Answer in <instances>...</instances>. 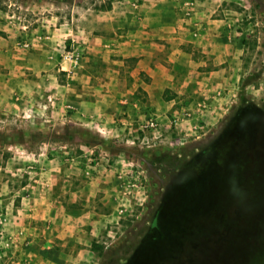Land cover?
<instances>
[{
    "label": "rangeland",
    "instance_id": "374dc122",
    "mask_svg": "<svg viewBox=\"0 0 264 264\" xmlns=\"http://www.w3.org/2000/svg\"><path fill=\"white\" fill-rule=\"evenodd\" d=\"M118 1L124 2L0 0V264H166V257L193 264V255L207 244L216 248L219 264H243L259 248L255 262L264 264V245L249 250L252 243L244 239L264 240V0H206L215 18L229 21L232 42L239 48L240 60L232 65L238 77L231 103L212 124L202 117L203 132L188 140L187 123L167 127L166 116L180 108L175 103L168 109L172 96L164 90L166 109H148L141 116L154 113L160 124L144 143L143 133L136 130L138 118L114 117L115 127H104L94 114V100L88 99L95 88L105 91L106 85L123 92L133 87L132 68L125 61L123 66L111 62L112 55L95 54L87 60L89 67L82 65V8L105 11ZM193 2L189 11L198 0ZM51 15L56 24L74 26L78 38L52 39L45 27ZM84 75L97 76V84L83 82ZM110 75L125 81L110 85ZM123 98L122 104L131 102V96ZM191 100L186 99L189 107ZM183 137L187 141L181 145ZM216 149L226 154L214 170L227 176L223 189L233 192L239 184L235 176H257L251 182L259 194L257 205L242 202L238 221L258 232H244L243 245L232 232L203 237L194 227L188 234L182 226L172 232L188 219L192 222L177 211L192 158L206 160ZM234 162L243 165L235 170ZM54 186L82 189V205L74 203L82 207V243L66 242L48 227L43 208L31 209L33 199L39 202ZM206 192L195 199L202 208L214 205ZM232 221L238 223L230 214L223 224ZM210 223L214 231L220 222Z\"/></svg>",
    "mask_w": 264,
    "mask_h": 264
},
{
    "label": "crops",
    "instance_id": "0c3cea01",
    "mask_svg": "<svg viewBox=\"0 0 264 264\" xmlns=\"http://www.w3.org/2000/svg\"><path fill=\"white\" fill-rule=\"evenodd\" d=\"M183 1L124 0L105 11L82 8V65L89 67L87 60L101 53L103 57L112 55L110 61L119 66L125 61L132 68L129 74L133 87L128 91L106 85L105 91L95 88L88 94V99L94 100V114L104 127H115L114 117L121 116L116 118L119 120L128 116L138 121L144 119L141 116L148 109H166L162 101L164 90L172 96L166 103L168 109L175 103L179 108L190 105L186 103L189 98L193 103L203 101L207 106L203 119L210 124L231 103L238 77L237 68L232 65L240 59L239 48L232 42L230 23L215 18L206 0H198L190 11ZM55 20L52 15L45 19L52 39L78 38L74 26L59 20L56 24ZM110 76V85L125 81H121L122 76ZM91 78L84 75L82 81L97 84V76ZM138 90L139 97L135 96ZM124 95L131 96L130 103H121ZM39 197V202L36 197L33 199L31 209L43 208L41 216L50 221L48 227L56 229V235L66 242L82 243V207L74 206L77 202L82 205V189L70 191L54 186Z\"/></svg>",
    "mask_w": 264,
    "mask_h": 264
},
{
    "label": "trees",
    "instance_id": "16d2710c",
    "mask_svg": "<svg viewBox=\"0 0 264 264\" xmlns=\"http://www.w3.org/2000/svg\"><path fill=\"white\" fill-rule=\"evenodd\" d=\"M223 148L225 149V147ZM224 149H220V150L216 149L215 155L213 156L211 155L212 157L210 156L212 159L207 158L206 160L199 161V160L192 158L193 161L189 165L190 172L187 174L188 177L190 178V181H187V183L184 184V187H181V189L183 190V196L179 204L181 209L177 210L178 214L182 213L186 215V217L180 216L181 218L192 217V222H189L190 220L188 219L187 225H184V226L178 225L177 226L178 229L173 228L172 232L174 230L175 232H177L179 229H181V226L182 228L184 227L183 230L186 231L188 234H189V230H191L194 227L193 230H196L197 235L203 236V237L212 235V233L216 235L220 234L226 237L228 233L232 232L235 234L234 236H236L237 242L238 243L240 242V244L242 245L243 243L241 242L242 240L241 237H244L243 235L244 232L245 233L250 232L251 234L252 232L253 233L258 232L257 228H255L254 225L248 226V224L238 221V217L240 215L239 209L243 208L242 202H249L250 204H252V206H248V207H255V205H257L256 201L259 198V194L257 193V191H255L252 188L253 184L251 183V182H254L253 180H255L257 176L255 178H252L250 176H242L243 174L240 175V177L239 175L238 177L235 176L234 179L239 184L233 185L234 186L233 192L230 193L227 190L223 189L222 185L227 180V176L222 174V172H219L218 174H216L214 170L217 168L216 167L217 165L218 166L222 165V163L225 160L226 154L223 151ZM233 165L234 166L236 165L235 167H233V169L236 170L237 165H243V164L234 162ZM255 165L252 167V169H256ZM221 169L223 171L224 167H221ZM242 169H243L242 166H240L239 170L242 171ZM188 177L187 179L189 180ZM192 183H193V186L191 185ZM243 183H247L248 187L242 188ZM206 190H210L211 192L210 191L206 192ZM202 192L203 193L206 192V194H208L207 196H209V193H210V196L213 198L214 205L212 206L208 205V207L206 206V208L201 207V205L195 199L198 198L197 194H201L202 197H204ZM256 197H257V200H256ZM207 210H210V211H207ZM256 212H257L256 210L250 211V213L253 215ZM230 214L233 215V217H236V220L238 223L232 221L228 224H223L227 220ZM249 219H251V217ZM215 220L219 221L220 223H216L214 226L217 229L212 231L209 229V226L211 224L210 222H213ZM183 230H180V232H184ZM217 238H220V237H217ZM244 239L245 240L249 239L250 243H252L251 247L248 248L249 250L253 249L252 245L253 247H259L260 245H261L260 247H262L264 245V240L262 239L260 241L258 237L248 236V237H244ZM232 242H234V240H231L229 244H232ZM245 245L247 246V243H245ZM189 250L190 249L187 250V253L189 252ZM259 250L260 248L253 253L254 256L251 255L250 257H248L247 261H245L243 264H258V262H255V261L257 260L256 255L258 254L257 252ZM197 251L199 252L193 255V257L196 259V262L194 261L193 264H207V261H210V263L212 264H219V260L216 257V255L218 254L216 253L217 251L215 247L209 248L207 244L205 246H200V249ZM207 258H211V259L208 260ZM232 262L234 263L236 261L233 260ZM224 263L228 264L226 263V261L223 263L220 261V264H224ZM166 264H176V263L172 262L171 257H166Z\"/></svg>",
    "mask_w": 264,
    "mask_h": 264
},
{
    "label": "built area",
    "instance_id": "2783aa9c",
    "mask_svg": "<svg viewBox=\"0 0 264 264\" xmlns=\"http://www.w3.org/2000/svg\"><path fill=\"white\" fill-rule=\"evenodd\" d=\"M194 4L193 0L185 1L184 5L186 7H191ZM189 11V10H188ZM24 46H27V43H23ZM71 59L69 55L68 60ZM206 105L203 101L197 100L194 102L192 107L182 105L177 113L168 114L166 116V124L169 129H176L182 125L183 122L187 123L188 125L185 134H189L191 138L188 140H195L199 137V133L203 132L204 127L201 122V119L204 115V111L206 109ZM136 130H139L143 133V136L140 140L141 143L147 141V134L151 132L152 134L160 127L159 120L157 115L151 113V115L146 116L142 120L136 121ZM185 138H181L180 143L181 145L185 143Z\"/></svg>",
    "mask_w": 264,
    "mask_h": 264
}]
</instances>
